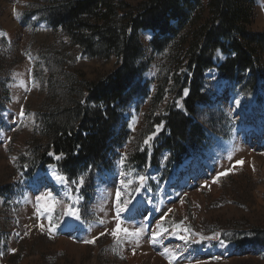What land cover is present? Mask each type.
<instances>
[{
	"label": "rangeland",
	"instance_id": "rangeland-1",
	"mask_svg": "<svg viewBox=\"0 0 264 264\" xmlns=\"http://www.w3.org/2000/svg\"><path fill=\"white\" fill-rule=\"evenodd\" d=\"M45 1L0 0V32L6 33L0 36V264H169L170 258L171 264H264V247L245 246L255 231H264V89L259 100L234 89L219 74L226 57L221 51L204 77L211 99L196 115L209 147L194 166L176 172L170 151H158L154 143L166 130L161 118L171 111L167 107H183L179 87L165 80L183 72L184 63L165 60L170 53L153 50L152 34L143 31L141 80L148 95L126 110L130 135L112 154L115 169L96 175L92 192L85 178L72 182L75 192L68 189L66 178L56 179L62 174L55 166L28 177L43 114L53 107L51 93L66 82L65 69L95 80L121 61L97 58L40 14L30 16ZM123 1L138 6L146 0ZM253 14L252 29L264 31V0L255 2ZM158 92L163 101L155 105ZM135 151L153 155V165L127 164ZM118 190L119 206L130 203L117 216ZM129 215L137 219L121 218ZM117 223L142 229L141 235L122 239L121 233L118 240L111 235ZM156 232L161 234L153 242ZM145 253L153 256L144 260Z\"/></svg>",
	"mask_w": 264,
	"mask_h": 264
},
{
	"label": "trees",
	"instance_id": "trees-1",
	"mask_svg": "<svg viewBox=\"0 0 264 264\" xmlns=\"http://www.w3.org/2000/svg\"><path fill=\"white\" fill-rule=\"evenodd\" d=\"M255 2L146 0L132 6L123 0H46L34 13L97 58L116 56L121 61L95 80L64 68L69 72L65 73L66 82L60 91L51 93L53 107L43 114L41 135L34 145V165L44 169L56 164L70 180L85 178L90 191L95 175L113 166L115 148L130 135L126 110L136 98L148 95V83L141 80L143 31H151L153 50L161 55L170 53L165 60L184 63L183 72L165 80L179 87L177 98L182 99L183 109L177 111L173 104L167 107L171 111L161 118L167 123L156 141L158 151H170V161L176 164L202 151L208 136L196 114L209 103L204 77L217 65L216 52L226 56L218 66L222 78L237 90L259 99L264 89V31L252 29ZM205 11L207 16L201 23ZM238 84L243 89L236 87ZM185 89L187 95L183 94ZM156 95L155 105L163 101L161 92ZM147 162L145 152L129 156L132 165ZM255 233L253 244L264 245V231Z\"/></svg>",
	"mask_w": 264,
	"mask_h": 264
},
{
	"label": "snow or ice",
	"instance_id": "snow-or-ice-1",
	"mask_svg": "<svg viewBox=\"0 0 264 264\" xmlns=\"http://www.w3.org/2000/svg\"><path fill=\"white\" fill-rule=\"evenodd\" d=\"M4 35H6V33L0 32V36H4ZM184 94L185 95L188 94V89H185L184 90ZM21 115H22V113H21ZM151 138L152 137H149L148 140H150ZM148 140H145V143L146 144L148 143ZM57 158L59 159L60 157H57ZM236 163L237 164H243V161L242 160H239V161H236ZM229 171H231V170H229ZM227 174H228L227 171L221 172L218 175V177L216 178V180H218L220 176H226ZM56 179L58 181H61V182H64L65 181V177L63 175H57L56 176ZM139 179H140L141 182H143L145 178L143 176H141V177H139ZM73 183H75V181ZM80 183L81 184L83 183V177L80 178ZM137 190H139V189H137ZM48 195L50 196L51 193H48ZM120 198H121V193L118 190L116 192L117 216L119 215L120 212L125 211L127 205L130 203V201H124V207H120L119 206ZM41 199H43V197H37V202H39ZM38 211H39V209H38ZM68 214L69 215H75L77 217V219H79V216L77 215V213L74 212V211H72L71 209L69 210ZM100 223H103V221H100ZM41 228H43V225H41ZM141 232H142V229H139V228H137V229H135L133 231H129L127 228H121L120 224L117 223L116 228L111 231V235L114 236V237H116L119 240V239H121V233H122L123 234L122 235V239H133V238H138L141 235ZM160 234H161L160 232L154 233L153 242L155 240V237L156 236H159ZM101 235H103V233H101ZM213 238H215V237H213ZM181 239H186V237H181ZM86 243H94V241H86ZM12 251H15V249H13ZM0 254H2V253H0ZM169 264H171V258L169 260Z\"/></svg>",
	"mask_w": 264,
	"mask_h": 264
},
{
	"label": "bare ground",
	"instance_id": "bare-ground-1",
	"mask_svg": "<svg viewBox=\"0 0 264 264\" xmlns=\"http://www.w3.org/2000/svg\"><path fill=\"white\" fill-rule=\"evenodd\" d=\"M65 241V240H64ZM141 253V252H140ZM137 256V255H136ZM140 256V255H139ZM153 256V254H149V253H145L144 255H141V258L142 259H144V260H146V259H148V258H150V257H152ZM138 257V256H137ZM157 258V257H156ZM158 259V258H157ZM135 260H136V258H135ZM137 260H138V258H137ZM140 261V260H139ZM158 263H160V261L159 260H156Z\"/></svg>",
	"mask_w": 264,
	"mask_h": 264
}]
</instances>
